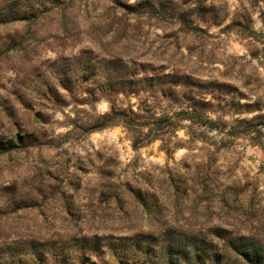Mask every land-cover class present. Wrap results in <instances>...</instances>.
Returning <instances> with one entry per match:
<instances>
[{
    "label": "rangeland",
    "instance_id": "obj_1",
    "mask_svg": "<svg viewBox=\"0 0 264 264\" xmlns=\"http://www.w3.org/2000/svg\"><path fill=\"white\" fill-rule=\"evenodd\" d=\"M260 12L0 0V264H264Z\"/></svg>",
    "mask_w": 264,
    "mask_h": 264
},
{
    "label": "trees",
    "instance_id": "obj_2",
    "mask_svg": "<svg viewBox=\"0 0 264 264\" xmlns=\"http://www.w3.org/2000/svg\"><path fill=\"white\" fill-rule=\"evenodd\" d=\"M260 14L262 16V15H264V12H260ZM262 21H263V25H264V19ZM260 34L264 37V30H262L260 32ZM261 45L262 46L258 52V54H259L258 57H262L264 59V42H261ZM136 109L140 110V108H138V106L136 107ZM186 111L185 110L182 111L180 117H178L176 119H173L172 116H166V119L169 121V123L172 127H176L178 125L177 124L178 121H180L181 119H185V118L190 117L189 114L186 113ZM104 117L106 118V120L104 123L101 124L102 126L111 125V124L116 123L115 121H118L120 124H122L123 126L127 127L129 130L134 132L139 126L141 127L143 125V124L140 125L141 123L137 122L138 113L136 112V110L132 109L131 107H129L128 109H120V108H116V107L111 106L110 111L107 114H105ZM204 118L210 125L220 124L219 122H216L207 116H204ZM235 121L239 122V123L246 124V125L263 126L264 125V113L258 112V113L251 115L248 118H239V119H235ZM148 123L149 122H147V124ZM102 126H99V127H102ZM260 126L258 128H256V131L258 134L262 133V129ZM150 139H151V137H149L147 134L145 137L135 138L133 140L132 146L134 148H137V147L141 146L142 144H144L145 142L150 141ZM237 252H238V254L242 255L245 259H251L252 262H254V256H256L258 253L257 251H254L253 256H250V253L247 250L238 249Z\"/></svg>",
    "mask_w": 264,
    "mask_h": 264
}]
</instances>
